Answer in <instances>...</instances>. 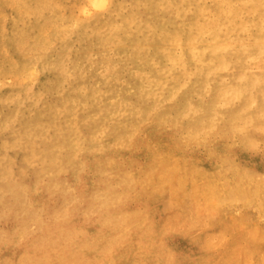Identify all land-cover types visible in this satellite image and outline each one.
<instances>
[{
    "label": "rangeland",
    "instance_id": "374dc122",
    "mask_svg": "<svg viewBox=\"0 0 264 264\" xmlns=\"http://www.w3.org/2000/svg\"><path fill=\"white\" fill-rule=\"evenodd\" d=\"M263 64L264 0H0V264H264Z\"/></svg>",
    "mask_w": 264,
    "mask_h": 264
},
{
    "label": "bare ground",
    "instance_id": "6f19581e",
    "mask_svg": "<svg viewBox=\"0 0 264 264\" xmlns=\"http://www.w3.org/2000/svg\"><path fill=\"white\" fill-rule=\"evenodd\" d=\"M98 2H99V1H98ZM243 2H244V1H243ZM103 3H104V2H103ZM93 4H94V2H93ZM96 4H97V3H96ZM194 22H195V21H194ZM133 31H134V30H133ZM95 34H96V33H95ZM201 48H202V47H201ZM215 51H216V50H215ZM201 55H202V53H201ZM261 67H262V68L260 69V73H264V64H263ZM166 75H167V74H166ZM164 76H165V75H164ZM263 77H264V76H263ZM169 79H170V78H169ZM255 80H256V79H255ZM254 82H255V81H254ZM262 82L264 83V79H263ZM250 83H251L250 81H249V82H245V83H243V84H242V87L238 90V92H239L238 95H240V97H241L240 99H245V92L249 91V89H250ZM161 88H162V87H161ZM253 88H254V87H253ZM222 94H223V93H222ZM234 97H235V96H234ZM248 102H249V99H248ZM258 115H259V114H258ZM263 125H264V123H263ZM263 125H262V126H263ZM257 128H258V127H257ZM36 196H37V195H36ZM34 198H35V197H34ZM32 200H33V199H32ZM35 201H36V199H35ZM90 205H91V204H90ZM36 208H37V207H36ZM12 210H13V209H12ZM107 213H108V212H107ZM104 214H105V213H104ZM108 215H109V213H108ZM108 215H107V216H108ZM72 219H73V218H72ZM97 223H98V222H97ZM63 224H64V223H63ZM63 224H62V225H63ZM66 224H67V223H66ZM94 225H95V224H94ZM94 225H93V226H94ZM99 225H100V224H99ZM82 226H84V225H82ZM93 226H92V227H93ZM64 228H65V227H64ZM72 228H73V227H72ZM72 228H71L70 230H72ZM74 228H75V226H74ZM82 228H83L82 231L85 232V231H84L85 228H84V227H82ZM82 228H81V229H82ZM62 229H63V228H62ZM88 229H89V227H88ZM93 229H94V228H93ZM93 229H92V231H93ZM96 229H98V228H96ZM75 230H76V229H75ZM77 230H78V228H77ZM77 230H76L75 232H78ZM90 230H91V229H90ZM99 230H100V229H99ZM99 230H98V231H97V230H96V231L94 230V231L96 232V235H97V232H99ZM70 232H71V231H70ZM79 232H81V230H79ZM73 233H74V232H73ZM111 233H112V232H111ZM111 233H108V234L111 235ZM131 233H132V232H131ZM99 234H101V233H98V235H99ZM128 234H129V233H128ZM89 235H90V234H89ZM94 235H95V234H94ZM110 235H109V236H110ZM113 236H114V235H113ZM129 236H130V235H129ZM85 237H86V235H85ZM105 237H106V235H105ZM100 238H102V237L100 236ZM118 238H119V237H118ZM129 238H130V237H129ZM129 238H128V239H129ZM120 239H121V238H120ZM111 240H113V238H112ZM126 240H127V239H126ZM113 241H114V240H113ZM127 241H128V240H127ZM111 243H112V241H111ZM102 245H104V244H101V246H102ZM120 245H121V243H120ZM99 247H100V245H99ZM122 247H123V246H122ZM101 248H102V247H101ZM120 248H121V246H120ZM8 249H10V248H8ZM4 250H5V249H4ZM23 250H24V249H23ZM104 250H105V249H104ZM41 251H42V250H41ZM47 251H48V250H47ZM84 251H85V250H84ZM112 251H113V250H112ZM4 252H5V251H4ZM7 252H10V251H7ZM19 252H20V251H19ZM49 252H50V251H49ZM21 253H22V252H21ZM83 253H84V252H83ZM108 253H110V251H109ZM8 254H9V253H8ZM81 254H82V253H81ZM92 254H93V253H92ZM95 254H96V253H95ZM111 254H112V253H111ZM111 254H110V255H111ZM114 254H115V252H114ZM9 255H10V254H9ZM87 255H88V254H87ZM90 255H91V254H90ZM6 256H7V254H6ZM18 256H19V254H18ZM93 256H94V255H93ZM97 256H98V255H97ZM106 256H107V255H106ZM108 256H109V255H108ZM84 257H85V256H84ZM91 257H92V256H91ZM102 257H103V256H102ZM104 257H105V256H104ZM104 257H103V258H104ZM114 257H115V256H114ZM15 258H16V257H15ZM15 258H14V260H16ZM85 258H86V257H85ZM85 258H83V259H85ZM88 258H90V257H88ZM94 258H95V257H94ZM94 258H92V259L90 258V259L93 260ZM103 258H102V260H103ZM105 258H106V257H105ZM109 258H110V257H109ZM9 259H10V258H9ZM86 259H87V258H86ZM111 259H112V258H110V260H111ZM117 259H118V258H117ZM88 260H89V259H88ZM95 260H97V258H95ZM95 260H94V261H95ZM98 260H100L99 257H98ZM98 260H97V261H98ZM8 261H9V260H8ZM11 261H12V260H11ZM83 261H84V260H83ZM94 261H93V262H94ZM100 261H101V260H100ZM106 261H107V260H106ZM118 261H119V259H118ZM118 261H117V262H118ZM84 262H85V261H84ZM98 262H99V261H98ZM102 262H103V261H102ZM107 262H108V261H107ZM109 262H110V261H109ZM91 263H92V262H91ZM114 263H115V262H114ZM114 263H113V264H114ZM103 264H106V263L104 262ZM111 264H112V263H111Z\"/></svg>",
    "mask_w": 264,
    "mask_h": 264
}]
</instances>
